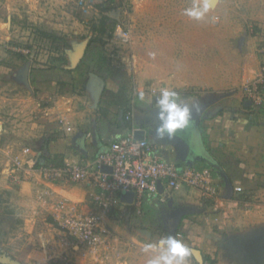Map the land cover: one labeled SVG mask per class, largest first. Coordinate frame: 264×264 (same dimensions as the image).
I'll return each instance as SVG.
<instances>
[{"label": "rangeland", "instance_id": "374dc122", "mask_svg": "<svg viewBox=\"0 0 264 264\" xmlns=\"http://www.w3.org/2000/svg\"><path fill=\"white\" fill-rule=\"evenodd\" d=\"M80 1L0 0V256L6 264H92L78 260L64 246V232L50 222L44 197L39 201L35 197V178L26 179L11 166V158L24 148L43 151L47 140L62 134L61 128L69 123L60 116L67 105L62 101L86 96L89 73L95 72L89 63L91 50L101 53L113 72L127 73L128 88L121 98H114L135 101L136 113L144 115L149 108L139 93L145 99L153 87H170L183 102L203 104L212 96L210 85L196 89L176 83L189 78L216 86L228 83L229 93L255 82L260 74L264 0H215L213 13L201 22L181 15L191 0H84L85 6ZM104 16L111 19L106 35L85 51L81 60L85 63L78 71L65 69L76 48L98 36L93 29ZM118 25L129 30L128 44L110 36ZM43 32L55 33L61 40H48ZM107 79L110 88L121 82L118 73ZM131 104L124 119L134 111ZM252 108L264 115L261 107ZM166 215H137L131 230L149 225V241H155L170 234L163 221ZM172 228L170 223L168 229ZM121 254L106 264H124Z\"/></svg>", "mask_w": 264, "mask_h": 264}, {"label": "crops", "instance_id": "0c3cea01", "mask_svg": "<svg viewBox=\"0 0 264 264\" xmlns=\"http://www.w3.org/2000/svg\"><path fill=\"white\" fill-rule=\"evenodd\" d=\"M88 44L87 41L76 48L72 60L64 66L65 69L74 70L78 67L73 68L74 57L79 49L84 48L86 51ZM66 60L69 62V57ZM94 75L102 78L96 72L89 73L86 96H72L66 99L67 103L62 101L67 105L62 107L60 116L69 122L68 125H63V132L56 135L57 138L47 140L45 150H33L35 154L47 157V162L57 166L63 165L64 160L72 156L92 159L132 128L141 129L146 131L147 140L159 146L168 161L178 166L211 169L218 188L215 198H207L197 189L181 188L170 192L169 199L174 202L173 208L167 207V203L144 198L141 214L134 205L133 196L131 199L130 195L124 196L126 205L121 206L120 211H116L110 221L118 240L103 250V257L98 264H106L107 260L115 259L118 253L124 256V264H145L146 256L141 248L152 239L150 226L132 227L131 230L130 224L135 223L137 215L146 218L157 213H166L163 221L167 223V231L172 234L180 212L185 214L176 237L182 239L191 249L188 264H211L212 261L214 264H251L243 254L247 245L241 242L252 233L264 231V115L252 108L239 91L227 93L228 83L216 86L199 78L181 80L176 83V87L198 89L210 85L209 88H213L211 98H206L203 104H191L192 116L198 115L199 119L191 121L190 126L184 129L186 132L179 130L176 133L189 145L187 149L184 142L175 137L157 135L156 130L161 122L158 119L159 110L154 109L156 97L148 95L141 99L149 108L145 115L136 113V103L131 102L134 111L129 112L132 113V119L126 121V100L114 98L116 95L122 97L119 93L120 84L110 88L106 79L105 89L97 104ZM232 89L236 88L232 86ZM107 94H111L112 99L111 96L107 97L109 101L105 103ZM52 110L55 113L57 111L56 107ZM68 126L72 131L66 130ZM57 157L61 159L59 164L55 162ZM31 176L35 178L33 180L37 201L46 192H54L57 199L80 203L85 209L89 204L90 194L95 191L94 186L87 182H44L36 169L25 173L26 179L30 180ZM237 188H242V191L238 192ZM144 204L147 205L146 210L143 208ZM46 210L52 219L50 222L55 223L51 209L47 207ZM168 214L174 217L168 218ZM170 223L173 224L171 231L168 229ZM77 259L85 263H97L91 259Z\"/></svg>", "mask_w": 264, "mask_h": 264}, {"label": "built area", "instance_id": "2783aa9c", "mask_svg": "<svg viewBox=\"0 0 264 264\" xmlns=\"http://www.w3.org/2000/svg\"><path fill=\"white\" fill-rule=\"evenodd\" d=\"M80 3L86 5L84 0ZM113 41L128 44L129 30L118 25ZM259 53L260 75L255 82L245 85L239 92L251 105L264 110V41ZM161 88L153 87L149 94L157 97ZM131 119L132 113L129 112L125 120ZM66 130L70 132L72 128L68 126ZM136 130L138 129L132 128L118 137L92 159L72 156L65 159L63 165L57 166L41 161L40 156L31 148H24L19 156L11 158L14 172L27 173L36 169L40 178L47 183L66 180L72 183L87 182L94 186L95 191L90 194V201L85 209L80 203L57 199L54 192H46L40 196L44 197L46 206L53 212L55 223L64 232V246L74 252L77 258L98 262L103 257V250L118 240L110 221L115 212L126 205L125 195L133 196L139 214L144 198L167 203L170 192L181 188L200 190L207 198L218 195L211 169L178 166L168 161L156 143L146 138L136 139ZM105 168H110L111 171H105ZM159 182L164 188L163 194L159 191ZM236 190L240 192L242 188Z\"/></svg>", "mask_w": 264, "mask_h": 264}, {"label": "clouds", "instance_id": "9594fccd", "mask_svg": "<svg viewBox=\"0 0 264 264\" xmlns=\"http://www.w3.org/2000/svg\"><path fill=\"white\" fill-rule=\"evenodd\" d=\"M214 3L215 0H191L181 15L192 21H204L213 13ZM139 97L144 98L143 92L139 93ZM155 107L159 110L158 119L161 122L156 130L158 136L163 137L167 134L172 137L179 130L190 126L193 105L183 102L175 89L162 87L155 99ZM141 252L146 256L145 264H188L191 249L183 240L167 234L155 241L144 243Z\"/></svg>", "mask_w": 264, "mask_h": 264}, {"label": "water", "instance_id": "95a60500", "mask_svg": "<svg viewBox=\"0 0 264 264\" xmlns=\"http://www.w3.org/2000/svg\"><path fill=\"white\" fill-rule=\"evenodd\" d=\"M84 54H85V49L84 48L79 49V51L76 53V55L74 57V67L73 68L77 67L80 64ZM93 84L97 87L96 103L98 104L100 97H101V95L105 89V80L103 78L97 76V75H94ZM198 119H199L198 115L192 116V121H197ZM135 137H136V139H139V140L145 139L146 138V131L141 130V129L136 130L135 131ZM172 137H175L176 139L184 142L183 144L186 146L187 149H189V145H187V143L184 141L182 136L175 134ZM104 170L108 171V172L111 171L110 168H105ZM158 188H159L160 193L163 194L164 188H163L161 182H159ZM131 198H132V195L129 196V199H131ZM167 207H169V208L174 207V202L172 199H169V201L167 202ZM184 214H185V212H180L178 214V216L176 218L175 229H174L172 235L176 236L178 227L182 221V217ZM241 243L245 246L247 245L246 251L243 250V254L247 257L248 262H250L251 264H264V231L252 233V234L246 236L242 240ZM0 263H7V262L4 258H1V256H0Z\"/></svg>", "mask_w": 264, "mask_h": 264}, {"label": "trees", "instance_id": "16d2710c", "mask_svg": "<svg viewBox=\"0 0 264 264\" xmlns=\"http://www.w3.org/2000/svg\"><path fill=\"white\" fill-rule=\"evenodd\" d=\"M111 20L108 16H104L101 20V23L99 25V27H95L93 30L97 33V37L90 40L89 44H88V49L87 51L93 49V46L95 43L100 42L102 40V37L104 35H106L107 32V22ZM114 31V30H113ZM113 31L110 30V36L113 35ZM42 35L48 39V40H52L53 42L61 40L57 34L55 33H48V32H43ZM65 45L67 46V42H65ZM95 49L91 50V58H90V64L93 66V69L95 70V72L97 74H99L100 76H102V78L104 80H106L108 77L112 78V77H116L117 73L119 74L120 78H121V82H120V94L123 95L124 91L128 88L129 86V81L130 78L127 76L126 72H123L122 70H118L117 72H113L108 66H107V61L105 59L104 56H102L101 53H97L94 52ZM85 63V61H81L80 64L78 65V67L76 69L73 70V72H76L80 69L81 65H83ZM62 85H67L62 83ZM73 91H77L78 90V85L76 83L73 84ZM131 103L126 100V103L124 105L125 107V111H127V109L129 108V105ZM40 160H48L47 157H40ZM144 210H146L147 205L144 204L143 206ZM211 264H214V262L212 261Z\"/></svg>", "mask_w": 264, "mask_h": 264}, {"label": "flooded vegetation", "instance_id": "af4514ba", "mask_svg": "<svg viewBox=\"0 0 264 264\" xmlns=\"http://www.w3.org/2000/svg\"><path fill=\"white\" fill-rule=\"evenodd\" d=\"M169 217H174V216H173V215H170V214H168V218H169Z\"/></svg>", "mask_w": 264, "mask_h": 264}]
</instances>
